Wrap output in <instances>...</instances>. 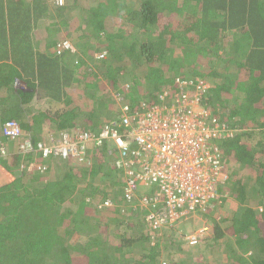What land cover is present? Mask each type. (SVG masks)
Here are the masks:
<instances>
[{"label":"trees","instance_id":"16d2710c","mask_svg":"<svg viewBox=\"0 0 264 264\" xmlns=\"http://www.w3.org/2000/svg\"><path fill=\"white\" fill-rule=\"evenodd\" d=\"M61 1L0 0V126L13 120L25 131L6 140L77 128L96 134L118 118L121 103L136 112L143 103L164 106L160 95L175 77H198L210 84L202 102L229 132L213 140L226 193L201 212L207 235L167 241L143 228L147 206L137 205L141 217L127 212L107 142L87 159L53 158L45 183L44 173H15L26 157L10 154V166L0 158L14 173L0 183V264H214L221 245L224 264H264V0ZM68 6L75 16L65 14ZM78 22L88 31L75 35ZM66 39L71 54L57 53ZM230 200L232 216L216 217L215 206ZM69 235L77 241L71 250Z\"/></svg>","mask_w":264,"mask_h":264},{"label":"built area","instance_id":"2783aa9c","mask_svg":"<svg viewBox=\"0 0 264 264\" xmlns=\"http://www.w3.org/2000/svg\"><path fill=\"white\" fill-rule=\"evenodd\" d=\"M70 48V42L62 40L55 50L62 53ZM208 88L210 84L198 77L177 76L160 95L161 100L168 99L164 106L143 103L136 112L128 103H121L117 120L105 122L96 134L77 128L55 138L50 136L47 144L36 146L25 139L19 145V152L87 159L94 148L104 142L111 143L116 154L114 165L125 181L122 189L125 201L133 209L137 205L149 208L144 214L149 230L173 228L192 214L211 208L219 198L217 185L227 177L213 143L215 137L223 136L226 127L202 102ZM115 99L121 102L118 94ZM24 132L13 120L6 121L2 127L3 135L8 138ZM26 168L43 171L45 166L30 162ZM112 205L111 199L103 201L105 207ZM208 230V226L197 228L185 238L194 244Z\"/></svg>","mask_w":264,"mask_h":264},{"label":"crops","instance_id":"0c3cea01","mask_svg":"<svg viewBox=\"0 0 264 264\" xmlns=\"http://www.w3.org/2000/svg\"><path fill=\"white\" fill-rule=\"evenodd\" d=\"M76 33L77 34H80L79 33V28H78V30H77ZM66 40H68V39H66ZM70 44H72V43H70ZM62 53H64L65 55H68V54L70 55L71 54V52L69 50H66V51H64ZM114 93H115V91H114ZM114 96H115V94H114ZM111 119H112V117L110 118V120ZM107 121H109V120L107 119ZM44 135L43 134H40L39 136H35V134H32L31 135V138L28 137L27 139H28V141H30L35 146L37 144H39V143L47 144L46 141H48V139L46 138L47 136H44ZM24 142H25V140H21L17 144H15V142L12 143L9 140L7 141L6 140V137H4V135L2 133L1 126H0V144H2V146H3V148H2L1 145H0V147H1V149H0V158L3 159V160H7L6 162H7V164H9V166H10V162H8V159L7 158L9 157L10 154H16V153L18 154V152L20 151L19 145H20V143H24ZM6 145H7V147H5ZM4 147L6 148V151L4 150ZM8 148H10V150ZM23 155H24L23 156L24 158L26 156L25 161L21 160L19 162V164L17 166L12 167V169L13 168L15 169V173H18V172L19 173H22V172L25 173L26 172L27 174H32L33 173L32 176L37 175V172H40V171L34 170L32 172V169L26 168V166L30 162H32L31 159L32 160L34 159L33 157H35L36 152H34L33 154H31V156H30V154L29 155L28 154H23ZM27 159H29V160L26 161ZM34 160L37 163V165H41V166L44 165L45 166V168H43V171L44 172H40V173H44V174H41V175L38 174V175H39V178H42V181H44V183L47 182V180L49 178V175H50V172L51 171H54V167H55L54 166V163H53L54 162L53 161L54 159H52L51 157H48L47 158V157L43 156L42 154H40L39 152H37V155H36V157H35ZM48 171H50V172H48ZM13 179H14V173L7 171L5 169V167H3L0 164V183H1V181H6V182L8 181L9 182V181H11ZM129 207H131V206H128V208ZM136 209H137V207H136ZM136 209L130 208L129 210H127V212H130V215L132 217H134V218H137L138 216L141 217L139 215V213H140L139 210H136ZM124 211L125 210H121L120 212H124ZM103 212H105V211H103ZM127 212H125L124 214L128 216V213ZM107 213H109V212H107ZM199 215H201V213H199L198 215L192 214V216H199ZM201 217L204 218V221L202 222V225H200L198 228L205 227V226H208L209 227L210 226L209 222L205 219L204 216L201 215ZM140 219L143 220L144 219V216L141 217ZM145 226H146V224H145ZM145 226H144V228H145ZM168 229L172 230L171 228H163L162 230L168 231ZM191 230L192 231H190V232H193L195 230V228L194 229H191ZM180 233H182V232H180ZM180 235H183V234H180Z\"/></svg>","mask_w":264,"mask_h":264},{"label":"rangeland","instance_id":"374dc122","mask_svg":"<svg viewBox=\"0 0 264 264\" xmlns=\"http://www.w3.org/2000/svg\"><path fill=\"white\" fill-rule=\"evenodd\" d=\"M134 4V3H133ZM75 13H77V10H76V7L75 6H68L67 7V9H66V11H65V14L67 15V16H75ZM78 28H79V33H81L83 30H87L88 31V28H86V26H84L81 22H78ZM113 30H115V28L113 27L112 28ZM72 30H74V34L76 35V32H77V29L75 30L74 28H72ZM110 30V29H109ZM67 32V36H71V32L72 31H70V30H68V31H65V29H63V31H62V34H65ZM110 32H111V30H110ZM88 41H91V39L89 38V39H87ZM86 39H85V41H87ZM79 41H81V42H84V41H82V38H80L79 39ZM79 49L81 50V52H82V48L79 46ZM94 52H96L95 54H94V57L95 58H97V56H99L101 53H104V52H98V51H94ZM93 56V55H92ZM120 69H122V67H120ZM18 85H19V88L21 87L20 85L21 84H19L18 83ZM120 88V87H119ZM113 91V90H112ZM80 97H82V98H84V96H80ZM108 108H105V110H107ZM100 121H102V118H101V120ZM26 157V156H25ZM36 157V156H35ZM246 182H250V180L249 179H247L246 180ZM219 187V189H218V193H219V195H221L223 192H224V194L226 193V190H224V187H223V182H220L218 185H217V188ZM234 204H235V201H232V200H230V201H224V202H222V203H219L218 204V206H215V209H214V212H215V216L216 217H218V218H224V217H226V218H229V217H231L232 216V214H233V212H234V210H233V206H234ZM124 207H128V205L127 206H124ZM93 212V211H92ZM125 211L124 212H121V215L124 217L123 219H125ZM93 214V213H92ZM109 214V213H108ZM107 214V215H108ZM196 215H198L199 213L198 212H196L195 213ZM200 216V215H199ZM199 216H190L189 218H187L185 221H182V222H180V224H178L176 227H175V230H170V229H168V231H164V230H161V231H157V233H161V234H164V233H166L165 234V236H166V240L168 241L172 236H175V237H178V236H180V234H183L184 236L185 235H188L189 233H191L190 231H192L191 229H196V228H198L200 225H202V222L204 221V218L203 217H199ZM102 217L103 218H105V215H103L102 214ZM121 218V217H120ZM136 220V219H135ZM125 221V220H124ZM208 221V220H207ZM119 227H121V226H119ZM143 228H144V226H143ZM174 228V227H173ZM145 229H147V230H149V228L147 227V226H145ZM136 229H133V230H130L129 232H132V233H130L131 234V236L133 235V236H135V233H136V231H135ZM163 231V232H162ZM114 232V231H113ZM180 232H182V233H180ZM156 233V234H157ZM170 235L168 238H167V235ZM154 236H155V234H154ZM67 239L66 240H68V242H67V246H71V247H69V249L70 248H72V245L74 244V241L75 242H77L76 241V236L75 235H73L72 237L69 235V236H65ZM106 239L107 240H112V238L110 237V235H108L107 237H106ZM127 250H130V247H127L126 248ZM71 250V249H70ZM133 252H135V256L137 255V254H139L140 253V250H139V248H134L133 249ZM213 252H215V255L216 254H218V255H216L215 257H213L212 259H210V261H209V263L210 262H213L214 264L215 263H217L218 261H220V263L219 264H224V262H222L221 260L223 259L222 258V256L221 255H223V248H222V245H221V250L220 251H213ZM189 256H190V254H189ZM195 256H199V254H196ZM187 258H188V256H187Z\"/></svg>","mask_w":264,"mask_h":264},{"label":"clouds","instance_id":"9594fccd","mask_svg":"<svg viewBox=\"0 0 264 264\" xmlns=\"http://www.w3.org/2000/svg\"><path fill=\"white\" fill-rule=\"evenodd\" d=\"M69 42H70V41H69ZM59 135H61V134H59ZM59 135H58V136H59ZM58 136H52V137L55 138V137H58ZM49 137H50V136H49ZM46 142H47V143L49 142V138H48V141H46ZM107 143H108V142H107ZM108 144L110 145V147H112V144H111V143H108ZM28 155H29V154H28ZM36 155H37V153H36ZM36 155H35V156H36ZM30 156H31V154H30ZM50 157H51L52 159H53V158H58V157H59V158H65V157H60V156H50ZM33 158L35 159V157H33ZM47 158H48V157H47ZM34 159H33V160L31 159V161H32V162H35ZM33 171H34V170H32V172H33ZM36 171H38V170H36ZM40 172H44V171H40Z\"/></svg>","mask_w":264,"mask_h":264}]
</instances>
